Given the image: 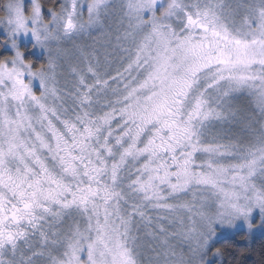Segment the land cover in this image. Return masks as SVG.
Listing matches in <instances>:
<instances>
[{
    "label": "snow or ice",
    "instance_id": "obj_1",
    "mask_svg": "<svg viewBox=\"0 0 264 264\" xmlns=\"http://www.w3.org/2000/svg\"><path fill=\"white\" fill-rule=\"evenodd\" d=\"M0 25L46 53L0 57V264H264V0H0Z\"/></svg>",
    "mask_w": 264,
    "mask_h": 264
},
{
    "label": "rangeland",
    "instance_id": "obj_2",
    "mask_svg": "<svg viewBox=\"0 0 264 264\" xmlns=\"http://www.w3.org/2000/svg\"><path fill=\"white\" fill-rule=\"evenodd\" d=\"M31 3H32V0H24L25 11L29 10V8L31 6ZM42 13L44 14L45 19L50 17V11L46 10V9H43V7H42ZM0 31L4 35L5 39L7 38L9 40L10 39H16L17 40L18 47L22 51L23 59H25V53L23 51V48H24L23 46H31V48H32L31 52L33 54L40 55V56L42 55L46 59L45 50L42 47H40L39 45L35 44L34 38L32 37L30 32L28 34H24L22 32L19 33V34H13V36L11 38H8L7 31L5 30V27L3 25H0ZM5 49L8 52H10L12 54V56L15 55V49H13L11 47L10 43H6L5 42ZM27 49H29V48H27ZM24 78H25L26 82L29 79L31 80L30 86L32 87L34 92L39 93L41 91V85H40L38 77H29L28 74L25 73V77ZM236 103L241 105V106H247V103H248L247 102V97H245V96L237 97ZM243 231H244V229H243L242 225H238V227L235 230H231V231H229V230H221V232L218 234V236H217L215 241L218 242L222 238L233 236V235H235V234H237L239 232H243ZM172 243H177V241H172Z\"/></svg>",
    "mask_w": 264,
    "mask_h": 264
},
{
    "label": "trees",
    "instance_id": "obj_3",
    "mask_svg": "<svg viewBox=\"0 0 264 264\" xmlns=\"http://www.w3.org/2000/svg\"><path fill=\"white\" fill-rule=\"evenodd\" d=\"M57 3H59V0H57ZM43 9L48 10L46 7H43ZM4 41H5V37L1 33V31H0V43L3 44V46L0 47V57H3V56H12V54L5 49V42ZM23 47H24L23 48V51L25 53V60L32 61V66L33 67L37 66L40 63H45L46 62V59H45L44 56H42V55L41 56L40 55H36V54H33L31 52V49H32L31 46H23ZM27 48H29V49H27ZM242 233L243 232H239V233H237V234H235L233 236H229V237H226V238H222L218 242L215 241L214 244L219 245V244H223L225 242H231V243H235L237 245H244L245 242L242 241L239 238L240 234H242ZM258 260H259V256L250 254V255H248L246 257V264H257ZM223 264H227V260H225L223 262Z\"/></svg>",
    "mask_w": 264,
    "mask_h": 264
}]
</instances>
